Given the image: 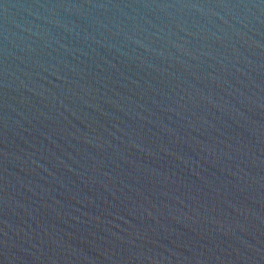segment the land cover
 I'll use <instances>...</instances> for the list:
<instances>
[{
    "label": "water",
    "instance_id": "95a60500",
    "mask_svg": "<svg viewBox=\"0 0 264 264\" xmlns=\"http://www.w3.org/2000/svg\"><path fill=\"white\" fill-rule=\"evenodd\" d=\"M0 264H264V0H0Z\"/></svg>",
    "mask_w": 264,
    "mask_h": 264
}]
</instances>
